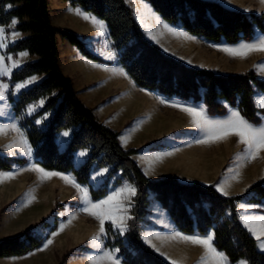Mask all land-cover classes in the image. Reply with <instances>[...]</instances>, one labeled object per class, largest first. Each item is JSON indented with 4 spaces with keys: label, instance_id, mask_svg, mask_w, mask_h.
<instances>
[{
    "label": "trees",
    "instance_id": "1",
    "mask_svg": "<svg viewBox=\"0 0 264 264\" xmlns=\"http://www.w3.org/2000/svg\"><path fill=\"white\" fill-rule=\"evenodd\" d=\"M64 1L105 22L112 45L119 51L120 65L138 87L166 97L202 99L210 117L226 116L228 106L238 107L251 124H262L264 109L256 107L253 95L255 91L264 92V79L259 78L254 70L223 74L186 65L146 38L125 0ZM145 1L167 23L178 25L188 34L208 41L235 45L252 41L258 34L264 35V11L247 13L214 0ZM9 4L11 8L7 7ZM49 6L48 0H0V25L8 32V26L15 18L18 20L15 29L28 34L9 45L6 52L16 55L27 51L38 57L14 70L10 82L45 75L17 97L9 93V102L33 149L36 164L47 171L70 172L79 184L89 185L93 200L108 194L109 179L118 173L115 183L126 178L135 186L137 194L130 209L132 219L128 220L125 233L127 244L109 223L105 224V246L119 249L122 264H170L141 237V224L151 194L168 210L180 231L207 234L212 230L215 247L224 252L231 263L244 259L247 264H264V252L257 249L256 239L242 225L238 209L240 201L258 203L264 200L263 182L252 183L243 194L225 196L213 184L186 183L174 176L147 177L132 158L138 149L123 147L119 132L97 118L93 109L78 97L72 80L62 72L58 59V35L86 58L99 63L105 61L85 47L82 37L54 26ZM41 98H47L42 109L28 115L27 105ZM49 110L53 111L52 115L42 127L36 120ZM63 130H71V136L65 149L60 150L57 138ZM81 149H87L88 155L79 166H75L74 154ZM26 162L24 157L0 155V171H10L14 165L22 166ZM105 166L110 169L103 184L96 188L90 186L93 168ZM56 228L57 218L45 237L27 230L18 236L2 238L0 258L23 256L40 248Z\"/></svg>",
    "mask_w": 264,
    "mask_h": 264
},
{
    "label": "crops",
    "instance_id": "2",
    "mask_svg": "<svg viewBox=\"0 0 264 264\" xmlns=\"http://www.w3.org/2000/svg\"><path fill=\"white\" fill-rule=\"evenodd\" d=\"M125 1L132 8L136 20L140 24L143 32L145 34L148 33L149 38H151L150 36L154 38L159 37L160 28H163L165 32L169 28V26H171V24L164 21L160 17V15L154 11V9L147 1L145 0H125ZM50 6H51L50 9L51 19L53 17V12H55L57 13L56 16L58 17L56 20L57 23L58 22L60 24H63L62 22L73 23L72 25L73 27L71 28H65L61 25L63 31H67V32L74 31L79 37L83 38V41L94 40L95 46H97L99 49L100 43L102 44L105 36L107 37V30L105 35L103 36L98 35V30L93 26V24L89 20L84 19L83 16L76 15L75 11L79 10L80 12L86 15H90V16H94V15L82 11L80 8L73 7L72 5H70L69 2H65L64 0H57V5L55 6L54 9L52 7L53 6L52 4H50ZM97 19L100 20L99 18ZM165 25H167V27H165ZM8 29L9 31L7 33L9 35L11 34L12 31H18L16 29H11L9 27ZM18 32L21 33V36L17 38L15 42L28 35L27 33H23L21 31ZM262 37H264V35H259L257 38L249 42L241 41L239 43L240 44L253 43ZM63 40H59L60 41L59 45L60 43H62ZM11 44L13 43H9L8 46ZM62 46L66 47L67 53L69 55L61 54L62 50L60 49V47ZM60 47L58 50V59L62 72L67 77H69L72 80V82H73V76L77 75V81H78L77 86L75 82H73V85L77 92L78 97L84 102L86 106L92 108L95 114H98L97 110H99L102 113L103 116L102 118L100 117L101 121H105L109 119V116L106 117L105 112L103 113L104 110L106 112H109L108 110L116 108L119 111L121 110V108H123L120 107L122 101L129 99L132 96L141 97V95H143L148 97L149 95L147 96V94H150L155 97V103L157 102V97L153 91L138 87L130 77H129L130 79L127 77L128 74L125 73L124 70L122 69L118 61V57L111 59H109L108 56L105 58L100 57L101 59H103V61H105V63H101V65L95 64L94 66L101 68L103 70V73L101 75L95 76L90 74L86 70H78V71L76 70L77 68L75 66V61L82 62L85 65L93 66L92 62L85 59L84 58L85 56L83 57V55L79 53L80 51L77 52L76 49L71 47L67 42L64 45H60ZM21 52H27V51H20L16 55H13L11 53H7L6 49L0 50V54L5 55V57L11 55L14 59H19L18 54ZM61 58L62 61H64L62 64L63 66H61L60 63ZM37 59H38L37 56L30 55L28 53V56L21 61L20 66L13 69V71L22 67L27 62L35 61ZM262 64H264V52H254L247 59H241V63L238 66H234L229 73H239L249 69H254V70L256 69L259 73L258 76L264 79V73H262L258 67ZM104 69H108V71H105ZM121 71L125 75H121L120 74ZM33 76H36L39 79L35 83L29 85L28 87L21 89L18 93L15 92L14 90L15 84L23 82ZM44 77L45 75H32L25 78L24 80L16 81L14 83L10 82V79L6 76L0 77V83H6L9 86L5 93L6 99L0 100V125L6 126L5 124L6 122L9 123L13 120L18 119L12 109V104L9 102V93H12L13 97H17V95L22 90L28 89L32 85L40 82ZM118 77L121 79V81L118 80ZM89 96H95V100H90L88 98ZM260 97H264V92L255 91V94L253 95V101L256 107H258L257 100ZM41 99H44L46 103L47 98H41ZM162 99L166 101V103L163 104L161 103L163 107V113L165 116V126H166V128L164 129L165 135L163 137L154 136V139L156 140H151L150 143L144 144L142 148L138 149V152L132 154L133 160H135L139 164L141 169L144 171L146 175L149 176V178L158 179L167 176H174L177 177L180 181L186 183L200 182L206 185L213 184L215 187L218 185H225L226 191L228 192V196L233 195L235 193L233 191H236L235 190L236 188L240 190L242 189L243 191H247L249 185L257 181L258 179H261V181L264 184V152H261L259 156L252 161H245L243 159H238V157L244 152L245 146L238 143L237 137H229L227 140L223 142H218L213 144H198L196 143V140L201 138L202 133H200L194 127L192 122V117H190L186 112L181 111L179 107L171 106L172 104H177V105L190 106L193 108L206 110V106L202 99L194 100L193 98H191L189 100H183L176 96L173 97L164 96L162 97ZM38 101L31 102L30 104H28L27 109ZM42 107H37L36 110L32 112V114L42 109ZM154 107L155 105H153V108ZM228 108H229L228 114L223 117H210L208 116L207 111L206 114L208 117L212 119H225L229 116L231 110L239 111L238 107L228 106ZM116 109L115 111H117ZM115 111L113 113H115ZM52 112H53L52 110H49L44 113L48 115L47 121L51 117ZM262 118H263L262 123H264V117ZM17 124H19V119L17 121ZM125 124L126 125L124 126H120L119 128H116L118 129L120 139H122L123 131L128 127V122H126ZM67 131L70 132V135L67 137L65 143L62 146L63 147L62 149L66 147L67 145L66 143L68 142L71 136V130H67ZM145 142L147 141L142 140L139 143L127 141V143L123 144V147L126 149L137 148L139 145ZM232 142H236L237 144L235 145ZM84 150L87 151V155H88L87 149H81L75 152L74 154L75 166H78V163H82L86 159L87 155L84 157H78L77 155L80 151H84ZM226 151L228 153L229 152L231 153L230 155L231 157L227 159V155H225L226 156L225 158L223 159L219 158L220 156L219 152H226ZM167 153H172V155L170 156L165 155ZM156 156H162L163 159L156 160L154 159V157ZM76 161L78 162L76 163ZM97 169L98 170L107 169V172L101 177L103 178V176L107 177L110 166L96 168V170ZM229 169H232V171H229ZM237 171L240 173L238 180L233 179ZM59 173H63V172H59ZM63 174H67V173H63ZM118 175L119 173L116 176L109 179V187H111V189H109L107 195H109V193L112 190L119 189L124 185H132L133 187H135L126 178H122L121 182L118 184L115 183V179ZM183 176H185V178ZM71 196L73 198L75 197L74 194H71ZM105 197L101 199H104ZM241 204L259 206V207H253L247 213H244L243 210L240 209L239 207V205ZM80 208L81 207H79V209ZM238 209H239V218L242 214H246L250 216L264 215V200H261L258 203L248 202L247 200L240 201L238 204ZM80 214H82L83 221L88 226L92 225V223L97 222L94 218L88 216L83 212H80ZM115 232H117V229H115ZM176 232H180L184 235H199L203 237L213 231L211 230L207 234H201L198 231H195L194 233H184L180 231L175 221L171 218L168 210L164 209L161 203L155 200V198L151 194L149 196L147 214L144 217V221L142 223V228H141V237L143 242L145 243L143 239L145 235H151L153 237L152 242L156 244L159 251H157L154 248L153 249L166 262L170 264H171V260L179 261L180 264H200L201 258L205 255L204 249L199 246H194L189 243H185L183 241H180L179 239H171V237H173ZM156 236L161 237V239H155ZM93 237L94 236L88 235L87 240L81 245L69 246L71 251H73L76 248H78L77 251H79L77 252L74 250V254L71 256V261L73 260V261H77L78 263L91 264V261L89 259L90 257L98 256L102 254L101 249L93 248L91 246ZM105 239L106 236L102 237L98 243L102 245L103 250H112L111 248H107L105 246ZM262 239H264V237H262ZM257 245H258V241H257ZM257 249L261 251L258 246ZM161 253H164V255H161ZM116 255L118 256V253ZM118 258L121 260L119 256ZM230 264H237V262L236 263L230 262Z\"/></svg>",
    "mask_w": 264,
    "mask_h": 264
},
{
    "label": "rangeland",
    "instance_id": "3",
    "mask_svg": "<svg viewBox=\"0 0 264 264\" xmlns=\"http://www.w3.org/2000/svg\"><path fill=\"white\" fill-rule=\"evenodd\" d=\"M48 1L53 5L52 7L54 9L57 5V0ZM214 1L220 2L222 5L228 8L242 10L247 13H261L264 11V5L260 3V0ZM49 7L51 9V6ZM56 15L57 13L53 12L51 21L54 26H56L60 30H62L61 25L65 28L73 27L72 22H62L63 24H60L59 22L57 23L56 20L58 17ZM169 29H171V31H169ZM106 30L107 37L105 36L103 43H100L99 49L97 46H95L94 40L83 41L85 47L91 53L101 58L109 56V53H115L114 58L119 57V51L113 47L112 41L109 38L108 29L106 28ZM68 32L77 35L74 31ZM259 35L263 34H258V36ZM145 36L147 39L152 40V42L158 44L165 53L177 59H180L188 66L211 69L216 73L237 74L229 72L233 69L234 66H238L241 63V59L233 58L220 50L224 47H238L239 45H241L240 43L230 45L226 44L225 42L208 41L201 37H196L188 34L178 25L169 26V28L165 32L163 28H160V34L157 38H154L150 35L149 36L151 38H149L148 33L145 34ZM58 38L59 40H63L61 35H58ZM66 42L71 47L75 48L77 52H79V50L75 46L71 45L66 39H64L62 43H60V45H64ZM60 49L62 50L61 54L69 55L67 53L66 47L62 46L60 47ZM84 58L92 62L93 66L85 65L82 62L75 61L77 71L86 70L90 74L95 76L101 75L103 73V70L101 68L94 66L95 64L101 65V63L95 62L86 57ZM63 62L64 61H62L61 58V66H63ZM122 69L126 73L123 67ZM254 71L258 76V71L256 69ZM127 77L129 78L128 75ZM118 80L121 81L119 77ZM73 82H75L77 86V75L73 76ZM154 93L157 97L156 103L155 97L150 94H147V96L149 95L148 97L143 95H141V97L132 96L131 98L122 101L120 107L123 108H121V110L118 111L116 108H114L108 110L109 112H106L105 110L103 111V113L105 112L106 117L109 116V119L102 122L113 128L114 130L118 131V129L116 128L124 126L126 125L125 123L128 122V127L123 131L122 139H120L122 145L127 143V141L136 143H139L142 140L147 141L143 144L140 143L141 145L136 148L139 149L142 148L144 144L150 143L151 140H156L154 139V136L163 137L165 135V116L163 113L162 104L160 103V99H162L164 95L158 92ZM88 98L90 100H95V96H89ZM153 105H155L154 108ZM115 109L117 111H115ZM114 111L115 113H113ZM97 112L98 114H96V116L101 121L100 117L102 118L103 115L99 110H97ZM47 119L48 115L43 114L37 119L42 121L38 124L43 127L47 123ZM17 121L18 119L13 120L9 123L6 122L5 127L8 128L10 125L16 124V126L24 133V136L26 137L24 130L19 126V124H17ZM64 131L67 130L61 131L57 138V144L60 150L65 149H62V146L67 139V137L62 136V133ZM13 143H18V135L16 132L9 131L6 136H0V155L16 158L24 157L27 159V162L22 166L14 165L10 171H0V173H17L14 178L4 179L3 183H0V240L5 237L21 235L27 230H30L37 236L45 237L49 233L50 228L53 227L55 218H57V228L55 229V231L59 229L61 223H64L67 226L63 232L55 237L53 244L48 246L46 250L41 251L40 249L44 247L45 241L50 238V234L52 232L47 238L44 239L43 244L40 246V248L35 249L23 256L0 258V264H59V262L61 261L62 264H83L78 263L77 261H71V256L74 254V250L77 251L78 248L71 251L69 246L81 245L87 240L88 235L96 236L99 232L98 222L92 223V225H89L91 227H89L83 221V216L79 212V207H82L80 202V195L77 193L76 189H74L70 185L65 184L63 180L59 179L58 177H53L49 180L41 181L38 173H35L33 171H24V169L29 168L32 165H36L38 167L40 166L35 162L33 149L31 156L23 154V146L13 148L12 151L16 154H11L10 152H8L6 150L7 146ZM232 143L235 145L237 144L236 142ZM219 154V158L222 159L226 157L225 155H227V159L231 157V153H228L227 151L219 152ZM78 161H76V163ZM80 164L81 163H78V166ZM98 171V169L96 170V168H94L93 172H91L90 186L94 188L101 186L106 179V176H103V178H101L102 176H98L96 179H92L93 174ZM67 174L74 177L70 172H67ZM146 176L149 177L148 175ZM183 177L185 178V176ZM257 181H261V179H258ZM81 185L86 186L89 191V185ZM109 189H111V187H109ZM235 190L236 191H233L235 192L233 195L243 194L246 192L238 188H236ZM71 194H74L75 197L73 198ZM30 196L35 197V199L31 200V202H29ZM73 215L76 216V219H72L71 224H68V221ZM113 230L115 231L114 228ZM117 233L124 239V242L126 244L128 240L125 234L120 235L118 231Z\"/></svg>",
    "mask_w": 264,
    "mask_h": 264
},
{
    "label": "snow or ice",
    "instance_id": "4",
    "mask_svg": "<svg viewBox=\"0 0 264 264\" xmlns=\"http://www.w3.org/2000/svg\"><path fill=\"white\" fill-rule=\"evenodd\" d=\"M260 3L264 5V0H260ZM11 8L12 5H7ZM76 15L83 16L84 19L89 20L93 26L98 30V35H105L106 25L103 21L98 20L94 16L86 15L79 10L75 11ZM158 19V18H157ZM18 23L17 19H13L8 26L11 29H15ZM167 27V25H165ZM171 31V29H169ZM183 35V34H181ZM21 36L18 31H12L9 35L3 26H0V50H4L8 47L9 43H14L17 38ZM188 38V37H186ZM229 56L233 58L247 59L254 52H264V37L258 39L253 43H242L238 47H224L220 49ZM19 59H14L11 55L5 57V55L0 54V77L11 78L13 69L20 66L21 61L28 56L27 52H21L18 54ZM115 53H109L108 58H114ZM7 60V62H6ZM259 70L264 73V64L258 66ZM108 71V69H104ZM121 75H125L122 71ZM39 78L33 76L23 82L14 85L15 92H19L21 89L28 87L29 85L35 83ZM8 84L0 83V100L6 99V90L8 89ZM45 103L44 99H40L38 102L33 104L27 109V113L30 115L36 110L37 107H42ZM160 103H166L165 100L160 99ZM172 107H179L181 111L186 112L190 117H192V122L194 127L202 133L200 139L196 140L198 144H213L218 142H223L229 137H237L238 143L245 146L244 152L238 157V159H243L245 161L255 160L261 152H264V123L260 125H253L247 121L238 110H231L230 114L225 119H212L207 116L206 110L197 109L190 106H183L172 104ZM257 106L264 108V97H260L257 100ZM46 118V117H45ZM37 123L42 121L37 120ZM9 131L16 132L18 135V143H13L7 146V151L11 154H16L12 150L15 147L23 146V154L31 156L32 147L28 143L24 133L16 126V124L10 125L6 128L0 125V136H6ZM70 135L69 131H64L62 133L63 137H68ZM78 157H84L87 155V151H80ZM165 155H172V153H167ZM156 160H162V156L154 157ZM24 171H33L39 174L41 181L49 180L53 177H58L63 180L65 184L70 185L76 189L77 193L80 195V202L82 207L79 209L80 212L87 214L88 216L94 218L99 224V232L96 236L92 238L91 246L93 248L101 249L102 254L98 256L90 257L91 264H120V259L116 255L119 249L103 250L102 245L98 242L102 237L107 235L105 228V223L108 222L110 227L117 229L120 235H124L128 231L127 221L132 219L129 215L132 200L137 194V190L132 185H124L119 189L112 190L109 195L104 199L93 201L89 195L88 188L79 184L74 177L54 171H47L44 168L32 165L29 168L24 169ZM232 171V169H229ZM107 172V169L99 170L94 173L92 179H96L98 176H102ZM17 173H0V183H3L4 179H12ZM240 173L237 171L233 179H237ZM216 190L222 195H228L225 185L216 186ZM35 199L34 196H30L29 202ZM240 209L244 213H247L253 207L241 204ZM76 219L73 215L68 221L71 224V220ZM242 224L248 229V231L255 237L258 241V247L261 251H264V215L250 216L242 214L240 216ZM67 225L61 223L59 229L50 234V238L45 241L44 247L40 249L41 251L46 250L48 246L52 245L56 236L65 230ZM214 232L208 233L206 236L199 235H184L180 232H176L171 239H179L185 243H189L194 246H199L204 249L205 255L201 258L200 264H230L228 257L225 253L218 251L213 245ZM145 243L150 247L156 249V244H154L153 237L151 235H145L143 237ZM155 239H161V237L156 236ZM164 255V253H161ZM171 264H180L179 261L171 260ZM237 264H247L246 260H239Z\"/></svg>",
    "mask_w": 264,
    "mask_h": 264
}]
</instances>
